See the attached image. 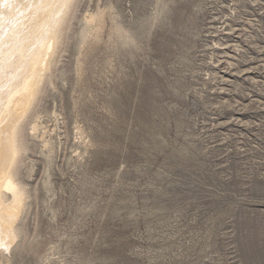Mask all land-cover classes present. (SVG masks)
Here are the masks:
<instances>
[{
    "label": "rangeland",
    "instance_id": "obj_1",
    "mask_svg": "<svg viewBox=\"0 0 264 264\" xmlns=\"http://www.w3.org/2000/svg\"><path fill=\"white\" fill-rule=\"evenodd\" d=\"M74 10L0 264H264V0Z\"/></svg>",
    "mask_w": 264,
    "mask_h": 264
},
{
    "label": "bare ground",
    "instance_id": "obj_2",
    "mask_svg": "<svg viewBox=\"0 0 264 264\" xmlns=\"http://www.w3.org/2000/svg\"><path fill=\"white\" fill-rule=\"evenodd\" d=\"M75 4L76 0H9L5 5L0 0V249L3 238L10 246L18 235L14 221L3 216L20 218L27 199L17 174L27 150L23 123L51 79ZM102 18L97 12L88 20L99 23ZM39 128L35 122L32 134Z\"/></svg>",
    "mask_w": 264,
    "mask_h": 264
},
{
    "label": "snow or ice",
    "instance_id": "obj_3",
    "mask_svg": "<svg viewBox=\"0 0 264 264\" xmlns=\"http://www.w3.org/2000/svg\"><path fill=\"white\" fill-rule=\"evenodd\" d=\"M8 2H9V0H3V3H4L5 5H7Z\"/></svg>",
    "mask_w": 264,
    "mask_h": 264
}]
</instances>
